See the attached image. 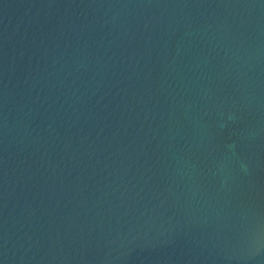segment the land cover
Instances as JSON below:
<instances>
[{"label":"water","instance_id":"obj_1","mask_svg":"<svg viewBox=\"0 0 264 264\" xmlns=\"http://www.w3.org/2000/svg\"><path fill=\"white\" fill-rule=\"evenodd\" d=\"M0 264H264V0H0Z\"/></svg>","mask_w":264,"mask_h":264}]
</instances>
